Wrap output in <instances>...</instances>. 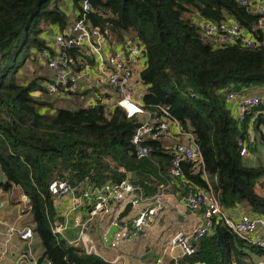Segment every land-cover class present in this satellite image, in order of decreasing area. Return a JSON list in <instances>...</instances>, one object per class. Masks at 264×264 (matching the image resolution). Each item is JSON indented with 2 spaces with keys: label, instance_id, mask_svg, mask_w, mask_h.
<instances>
[{
  "label": "trees",
  "instance_id": "obj_1",
  "mask_svg": "<svg viewBox=\"0 0 264 264\" xmlns=\"http://www.w3.org/2000/svg\"><path fill=\"white\" fill-rule=\"evenodd\" d=\"M80 0H72L79 7ZM240 0H90L86 19L105 34L122 39L125 33L138 38L145 48L141 79L147 90L145 107H168L184 129L194 134L202 162L182 161L183 177L168 173L171 155L159 139L147 140L149 153L138 157L131 141L139 124L120 106H50L38 77L19 78L18 70L34 50L47 46L41 35L43 23L61 27L67 23L63 0H0V169L5 189L19 185L29 198L32 232L42 251L41 264H119L75 245L78 257L67 256V240L55 234L63 221L49 189L53 180L69 178L72 185L88 180L100 185L128 178L143 196H151L168 183L180 197L189 183L207 186L203 173L215 177L209 184L219 203L229 209L248 204L250 213L264 216V195L255 191L264 175V164H251L240 154L239 139L253 150L264 144V106L246 109L236 117L226 99L264 85V29L258 14L247 11ZM195 16L220 21L235 19L260 42L249 47L241 41L212 46L201 34ZM71 55H82L78 49ZM254 123V126H253ZM255 129L256 135L251 129ZM134 176L131 177V173ZM193 251L180 257L187 264H254L264 250L235 234L221 219L212 232L191 242ZM170 264H174L171 260Z\"/></svg>",
  "mask_w": 264,
  "mask_h": 264
},
{
  "label": "built area",
  "instance_id": "obj_2",
  "mask_svg": "<svg viewBox=\"0 0 264 264\" xmlns=\"http://www.w3.org/2000/svg\"><path fill=\"white\" fill-rule=\"evenodd\" d=\"M247 11L258 14V23L264 29V0H240ZM79 7H75L71 21L59 27L52 39L48 33L47 46L38 55L43 56L51 70V76L45 84L48 101L55 107L56 98L66 92L80 91L79 79L86 82L93 80L96 83L106 82L113 93L98 92L86 106L99 104L106 109L120 106L127 116H137L139 124L136 126L131 141L138 157L149 153L147 140L159 139L171 155L168 173L171 178L183 177L181 162L189 161L194 165L202 162V156L194 134L184 129L181 122L175 118L168 107L157 104L155 110L145 107L142 97L147 86L141 79V70L145 66V48L143 43L132 35H124L122 39H112L99 26L91 24L84 12L92 8L90 0H80ZM199 25L203 38L212 46H219L241 41L246 46H258L260 42L247 33L245 28L230 16L211 21L204 17L193 18ZM58 26V25H57ZM78 49L82 55L74 58L70 51ZM95 64L97 70H95ZM226 99L233 106L234 113L242 120L247 108L264 106V94H239L232 90L227 92ZM240 154H248L247 142L239 139ZM207 186H201L189 181V188L182 197L191 210L200 211V220L190 231H178L171 236V242L177 244L181 254L174 256V264H187L180 261V257L193 251L191 242L213 231L215 222L221 219L235 234L241 236L251 245L264 250V216L255 212L232 218L228 209L223 207L216 198L208 175L203 173ZM168 183L162 184L159 191L151 196H143L137 187L128 178L119 181H106L100 185L82 180L72 185L69 178L53 180L49 189L55 199L65 194L73 195V207L80 206L86 213V219L78 218L75 222L80 227L79 237L89 227L97 214L99 216L112 215L114 217L126 201L132 205L141 201H150V205L141 209L129 219L124 220L125 227L134 232L142 230L151 220L152 215L162 205H167L166 195ZM132 195V196H131ZM28 201V200H27ZM123 222V223H124ZM61 223L55 225L54 231L61 229ZM19 236L25 240L33 237L30 226L22 228ZM45 264H50L48 261ZM13 264H41L30 250L19 252ZM236 264V263H233ZM254 264H264L263 254L254 260Z\"/></svg>",
  "mask_w": 264,
  "mask_h": 264
},
{
  "label": "crops",
  "instance_id": "obj_3",
  "mask_svg": "<svg viewBox=\"0 0 264 264\" xmlns=\"http://www.w3.org/2000/svg\"><path fill=\"white\" fill-rule=\"evenodd\" d=\"M63 2L64 4L62 3V7L67 15V20L71 21L76 8L74 7L72 0H63ZM45 24L48 25V28L43 29L41 35L46 41H48V33L50 32V38L52 39L53 36L51 35H53L54 32L56 33L60 26L48 22ZM109 35L111 36L112 34ZM124 35L131 34L125 33ZM111 38L114 39L113 36H111ZM38 52L39 51L34 50V57H36L37 61L36 67L32 69V72L25 73L21 66L18 70L19 78L25 80L36 76L39 78L38 81L40 82H46V80L50 78L52 73L47 61L43 56L38 55ZM95 70H97L96 64ZM79 83L81 86L80 91L66 92L60 94L56 98V104H58L59 107L73 108L86 106V104L89 103L98 92L108 94L113 93L111 87L106 82L96 83L93 80L86 82L84 79H79ZM33 93L35 96L41 98L49 97L46 92H41L39 90H35ZM246 94H264V85L253 86L246 91ZM51 106L42 107L41 110L44 112H52L53 110ZM253 126L251 125V129L255 136L256 132ZM255 143V148H253V150L248 149V154L244 155L246 161L251 164H257L259 162L264 164V144H260L257 141ZM214 179L215 177L212 176L208 178L211 182L212 180L214 181ZM5 180L6 177L0 169V264H13L14 259L19 252L30 250L34 256L38 257L42 248L41 243L34 232L30 242L19 236V232L22 228L26 226L32 228L33 224L31 215L29 214L30 209L27 201L28 197L23 193L19 185L13 184L10 188L5 189L2 186V183ZM259 180L260 181L255 186V191L260 195H264V175L261 176ZM13 191L15 194L18 193V196L12 198ZM166 200L168 202L167 205L159 207L152 215L151 220L142 230L134 232L131 228H126L124 222L119 227L118 235L114 237V241L111 244L113 245L115 242L118 244L115 250L117 252L114 253L113 257L105 259L119 264H170L174 256L180 255V247L177 244H173L170 238L178 231L187 232L192 230L200 220V211L191 210L185 204L182 197L171 190L168 191ZM18 201H22L25 204L22 206ZM73 201V195L70 193L65 194L60 199H55L56 210L63 217V221L61 222L62 227L59 232L67 240L68 244H72L74 247L75 245L82 246L86 251L95 252V250H93V244L90 243L89 239V235L91 234L90 231L93 229V219L95 216L91 221L87 222L89 227L84 230V234L79 237L80 227L75 221L78 218L86 219L87 215L84 209L80 206L72 208ZM140 203L143 206L141 209L151 204L150 201L147 200L141 201ZM228 213L232 218L236 219L241 215L249 214L250 210L247 203L240 202L232 208H229ZM132 216L133 215H128L125 220ZM100 217L101 219L106 217L109 218V221L106 224L104 222H99L101 234L103 235V232L113 219L112 215ZM122 227L125 229L124 233L121 232ZM167 229H170L169 233L162 238L161 236ZM141 235H143V238L137 239L138 236ZM36 242H38V244L33 247L32 245L36 244ZM26 245H28V248H25Z\"/></svg>",
  "mask_w": 264,
  "mask_h": 264
},
{
  "label": "rangeland",
  "instance_id": "obj_4",
  "mask_svg": "<svg viewBox=\"0 0 264 264\" xmlns=\"http://www.w3.org/2000/svg\"><path fill=\"white\" fill-rule=\"evenodd\" d=\"M63 4H64V2H63ZM48 25L47 24H43L42 25V28L43 29H47L48 27H47ZM36 63H37V61H36V57L35 58H30V57H27V59H25L24 61H23V64H22V68H23V72H25V73H30V72H32V69L34 68V67H36ZM35 72V71H34ZM36 73V72H35ZM47 100H48V98H47ZM50 106H51V104H50ZM47 107V106H46ZM52 107V106H51ZM56 107L55 106H53L52 107V110L54 111V109H55ZM52 111V112H53ZM51 112V113H52ZM259 143V142H258ZM258 148H259V146H258ZM16 196H18V193H16L15 194V192L13 191L12 192V198H14V197H16ZM132 196V195H131ZM18 203H20L22 206H23V204H25L24 202H22V201H18ZM143 206L141 205V203L140 202H138V203H134L133 204V206H132V208H131V210L129 211V214L128 215H135L137 212H139L140 211V209L142 208ZM29 214L31 215V212L29 211ZM112 219H113V216H112ZM109 221V218L108 217H106V218H104V219H101V217L97 214L95 217H94V219H93V229H92V231H90L91 232V234L89 235V239H90V243H92L93 244V250H95V252L96 253H98V254H100L101 256H103L104 258H111V257H113L114 256V253H116L117 251H115L116 250V247L118 246V244H116V242L113 244V245H111V244H109V245H106L105 244V240H104V237H103V235L101 234V230H100V226H99V222H104L105 224L107 223ZM169 230L170 229H167L166 231H164V234L161 236L162 238H163V236H165L166 234H168L169 233ZM121 232L122 233H124L125 232V229L122 227L121 228ZM135 237H137V236H135ZM120 238V237H119ZM143 238V235H141V236H138V238L137 239H142ZM170 240H171V238H170ZM120 246H121V244H120Z\"/></svg>",
  "mask_w": 264,
  "mask_h": 264
},
{
  "label": "water",
  "instance_id": "obj_5",
  "mask_svg": "<svg viewBox=\"0 0 264 264\" xmlns=\"http://www.w3.org/2000/svg\"><path fill=\"white\" fill-rule=\"evenodd\" d=\"M93 107L98 108L99 104H94ZM76 109L77 107L71 108L72 111ZM133 176H134V172L131 173V177ZM28 201H29V198H28ZM131 207H132V201L131 200L126 201L123 207L115 215L114 217L115 220L111 221L109 226H107V228L103 232V237L107 245L113 243L114 237L118 235V229L123 224L124 220L127 218L129 211L131 210ZM55 234L61 235L59 231H55ZM37 244L38 242H36V244H33L32 246L34 247ZM25 248H28V245H26ZM66 251H67V256L78 257V255L74 251V245L68 244L66 246Z\"/></svg>",
  "mask_w": 264,
  "mask_h": 264
}]
</instances>
